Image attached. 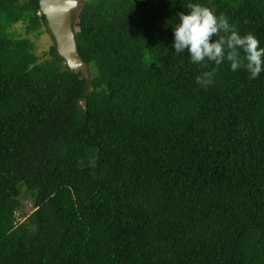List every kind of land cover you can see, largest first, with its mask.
Wrapping results in <instances>:
<instances>
[{"label":"trees","instance_id":"obj_1","mask_svg":"<svg viewBox=\"0 0 264 264\" xmlns=\"http://www.w3.org/2000/svg\"><path fill=\"white\" fill-rule=\"evenodd\" d=\"M190 3L264 47V0H85L79 79L0 0V264H264V72L177 54Z\"/></svg>","mask_w":264,"mask_h":264},{"label":"clouds","instance_id":"obj_2","mask_svg":"<svg viewBox=\"0 0 264 264\" xmlns=\"http://www.w3.org/2000/svg\"><path fill=\"white\" fill-rule=\"evenodd\" d=\"M187 13H180L173 28L172 48L177 54L188 52L190 62L221 65L229 62L230 70L243 68L251 79L264 72V47L252 32L241 34L229 18L201 3H190ZM243 53V55H241ZM216 72L204 71L196 83L207 88L214 83Z\"/></svg>","mask_w":264,"mask_h":264},{"label":"water","instance_id":"obj_3","mask_svg":"<svg viewBox=\"0 0 264 264\" xmlns=\"http://www.w3.org/2000/svg\"><path fill=\"white\" fill-rule=\"evenodd\" d=\"M85 0H39L41 13L51 34L57 54L69 71L79 79L88 78V67L78 53L75 38V18Z\"/></svg>","mask_w":264,"mask_h":264},{"label":"rangeland","instance_id":"obj_4","mask_svg":"<svg viewBox=\"0 0 264 264\" xmlns=\"http://www.w3.org/2000/svg\"><path fill=\"white\" fill-rule=\"evenodd\" d=\"M13 30L17 31L22 37H29L35 44V52L37 54V56L40 59H44L47 57V54L45 53L49 47L54 43L53 38L51 36V34L49 33V31L45 30V29H41V34H39L38 36L29 34L27 35L26 30H25V26L22 23H16L13 25L12 27ZM22 211H24V214L26 211L31 210V203L29 201V199H24L22 200ZM22 211H19V219H23L24 215L22 214Z\"/></svg>","mask_w":264,"mask_h":264}]
</instances>
